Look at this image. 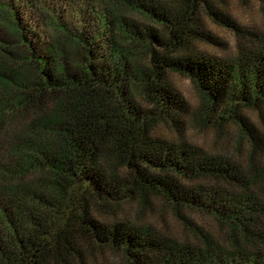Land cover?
I'll return each mask as SVG.
<instances>
[{
  "label": "trees",
  "instance_id": "trees-1",
  "mask_svg": "<svg viewBox=\"0 0 264 264\" xmlns=\"http://www.w3.org/2000/svg\"><path fill=\"white\" fill-rule=\"evenodd\" d=\"M20 1L0 0V264H264V30L224 0H83L97 27ZM206 20L232 54L196 47L219 45Z\"/></svg>",
  "mask_w": 264,
  "mask_h": 264
},
{
  "label": "rangeland",
  "instance_id": "rangeland-1",
  "mask_svg": "<svg viewBox=\"0 0 264 264\" xmlns=\"http://www.w3.org/2000/svg\"><path fill=\"white\" fill-rule=\"evenodd\" d=\"M15 4H20L22 9L27 11V15H31L28 8L30 6H26L25 2L20 0H14ZM224 4L222 9H224L234 20L239 22L244 26L254 27L255 29H263L264 30V0H224ZM64 10L66 9V14L69 15L70 20H77V10L83 11V17L86 18L88 22V26L97 27L99 22L98 18L101 15V10L98 6L95 8L93 6L85 5L83 0H66L64 6ZM71 15V16H70ZM206 28L208 31L215 37V39L219 42V45H215L209 42H196L195 45L202 52L209 53L211 55L226 57L229 54L234 52L235 45V36L230 30L217 25L209 20L205 21ZM43 23H40L39 34L40 37H44V31L42 30ZM37 29V28H36ZM169 78L174 85V87L178 90L180 95L188 102L190 106H194L197 103V93L192 85V82L182 75L171 74ZM186 135L191 138L193 141H196L203 147L210 146V139L212 138V131L210 129H204V131H200L198 133L194 132L192 129H187L185 132ZM166 134V132H165ZM223 140L221 139L215 146V148H222ZM197 220L201 222H207L198 215H196ZM161 223V222H160ZM159 223V224H160ZM164 223H167L168 228L171 232H177L179 229L178 224L171 219L169 215H166V220ZM206 224V223H205ZM179 233V232H178Z\"/></svg>",
  "mask_w": 264,
  "mask_h": 264
}]
</instances>
